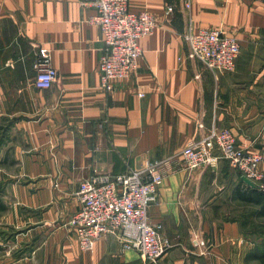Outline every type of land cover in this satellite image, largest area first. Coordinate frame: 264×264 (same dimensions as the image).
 I'll return each instance as SVG.
<instances>
[{
    "label": "crops",
    "instance_id": "0c3cea01",
    "mask_svg": "<svg viewBox=\"0 0 264 264\" xmlns=\"http://www.w3.org/2000/svg\"><path fill=\"white\" fill-rule=\"evenodd\" d=\"M128 7L152 15L156 27L139 41L133 75L107 93L99 84L101 33L89 23L94 8L82 0H0V152L13 167L0 173L2 264H145L115 236L82 251L68 222L81 207L83 180L168 158L175 171L148 210L170 244L159 264H244L257 244L246 223L250 207L237 199L246 186L240 174L224 160L188 171L180 154L211 128L230 129L239 146L262 156L264 176V0H192L189 11L180 0H128ZM189 20L236 38L232 72L186 58ZM42 48L58 74L47 90L33 85Z\"/></svg>",
    "mask_w": 264,
    "mask_h": 264
},
{
    "label": "built area",
    "instance_id": "2783aa9c",
    "mask_svg": "<svg viewBox=\"0 0 264 264\" xmlns=\"http://www.w3.org/2000/svg\"><path fill=\"white\" fill-rule=\"evenodd\" d=\"M82 5L96 11L89 23L101 33L99 84L108 93L114 82L133 75L143 55L139 41L153 32L156 22L147 12H131L128 0H82ZM191 5L192 0H180V7L186 11ZM174 8L167 5L165 13L172 15ZM181 36L188 60L215 73L235 69L240 54L235 37L220 31L196 29L191 20ZM33 70L36 89L47 90L57 82L58 74L51 65L48 49L39 50ZM220 160L264 193V176L259 169L262 156L239 146L230 129L213 127L199 141L188 143L180 154V163L188 171L215 168ZM173 164L172 159H162L144 169L118 175H93L83 180L78 191L81 207L68 222L80 249L89 252L99 239L115 236L119 237L123 249L136 251L145 264H159L170 244L160 235L162 225L151 223L148 210L156 201L165 176L175 171Z\"/></svg>",
    "mask_w": 264,
    "mask_h": 264
},
{
    "label": "trees",
    "instance_id": "16d2710c",
    "mask_svg": "<svg viewBox=\"0 0 264 264\" xmlns=\"http://www.w3.org/2000/svg\"><path fill=\"white\" fill-rule=\"evenodd\" d=\"M6 133L5 127H0V148ZM2 191L0 190V197H2ZM237 199L244 204H248L252 208L250 213L251 217L264 220V193L258 190L256 187L244 186L242 189L237 190ZM5 208L2 205L0 199V211H4ZM248 223V221L246 222ZM248 225V224H247ZM259 237L262 239L260 245H256L254 249L245 258L244 264H250L251 261H257L264 258V230L259 231Z\"/></svg>",
    "mask_w": 264,
    "mask_h": 264
},
{
    "label": "rangeland",
    "instance_id": "374dc122",
    "mask_svg": "<svg viewBox=\"0 0 264 264\" xmlns=\"http://www.w3.org/2000/svg\"><path fill=\"white\" fill-rule=\"evenodd\" d=\"M3 126V124L0 123V127ZM12 160L9 156H6L5 154H3L2 152H0V173L1 170H6V171H11L13 169V167L11 168V163ZM2 178L0 176V190L3 192L2 190ZM1 199V197H0ZM4 206V204H2ZM245 211V210H244ZM252 208H249L248 211H246V213H248V228L251 231V238L256 240L255 242L257 243L256 245H260L262 243V239L259 237V231L260 230H264V220L263 219H256L254 217L250 216V213L252 212ZM3 214V211H0V219H1V215ZM1 223V220H0ZM1 225H0V264H2V260H3V246L5 245V241L4 239L7 238V234L3 235L2 230H1ZM9 234V233H8ZM5 237V238H4ZM250 264H264V258L257 260V261H251Z\"/></svg>",
    "mask_w": 264,
    "mask_h": 264
},
{
    "label": "water",
    "instance_id": "95a60500",
    "mask_svg": "<svg viewBox=\"0 0 264 264\" xmlns=\"http://www.w3.org/2000/svg\"><path fill=\"white\" fill-rule=\"evenodd\" d=\"M242 181L246 184V185H248V186H250V187H254V185H253V183L252 182H250L249 180H247V179H245V178H242Z\"/></svg>",
    "mask_w": 264,
    "mask_h": 264
}]
</instances>
